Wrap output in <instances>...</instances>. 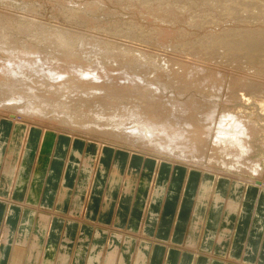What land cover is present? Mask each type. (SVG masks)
I'll return each mask as SVG.
<instances>
[{
    "label": "bare ground",
    "instance_id": "bare-ground-1",
    "mask_svg": "<svg viewBox=\"0 0 264 264\" xmlns=\"http://www.w3.org/2000/svg\"><path fill=\"white\" fill-rule=\"evenodd\" d=\"M12 1L0 2L8 8L0 16L11 17L0 22V215L4 202L13 206L0 218V264H221L208 261L216 254L232 264L230 249L251 262L259 244L264 264V36L216 33L193 46L186 36L192 58L169 39L181 30L170 27L178 6L151 7L162 17L143 38L120 17L132 24L129 40L91 22L89 2L52 0L61 21L13 13ZM220 43L244 44L245 60L233 63L263 69L247 74L248 66L211 60L206 52L219 53ZM70 196L75 211L67 212ZM29 202L42 210L19 221ZM184 211L192 226L182 246L150 237L159 224L166 236ZM97 213L92 231L86 216ZM183 251L196 254L194 263L180 260Z\"/></svg>",
    "mask_w": 264,
    "mask_h": 264
},
{
    "label": "rangeland",
    "instance_id": "rangeland-1",
    "mask_svg": "<svg viewBox=\"0 0 264 264\" xmlns=\"http://www.w3.org/2000/svg\"><path fill=\"white\" fill-rule=\"evenodd\" d=\"M2 1H3V3H6L7 1H12V0H7V1L6 0H2ZM2 1L0 0V2H2ZM51 1L52 0H44V1L43 0H14V1H12V4L14 5V7L12 9H9V10H13L14 9L13 13L20 12L21 14H24L25 12H26V14H28L29 10H30L31 12L29 14L30 15L32 14L33 16L36 15L37 17H40V14L38 15V13L36 14L34 11L39 12V13L43 12L44 14H46V15L43 14L44 16H46L47 18L49 17L48 19H52V18L54 19V17H56V18L58 17V14L60 12L59 11L60 7L58 5L55 6L56 3H51ZM53 1L55 2V0H53ZM71 1H73V0H71ZM75 1L80 2V4L84 3V6L87 5L86 2H89V4L91 3L92 6H93V8H91L92 10L88 9L89 13L91 12L90 14H88V18L90 19V21L95 24V20L97 21V19L100 18L103 21V24H104L105 27H108V29L112 28L110 30V32L112 31L114 33L115 31H117L118 37H121V38L123 37V39L128 38L123 33L127 32L129 37L131 35L133 36V34H130V32H132V31L129 30V29H131L130 27H132V24L131 25H130V23L127 24L128 22L127 23H123V21H121V18H122V20H126L127 19L126 21H128L129 19H130L129 21H131V19L134 20L135 21L134 22L135 27L137 25L136 31H135V37L143 38L145 35L146 36L148 35L147 32H149L150 29H151L150 25L153 23L152 21L154 19H160V17H162L161 15L158 14L159 12H161V9H165L166 8L168 10L171 9V11H172V9L175 8V9L178 10V8L176 6L180 7L181 12L177 13V11H176V15L179 14V15H177V26L170 25V27H176L177 29L176 28H174V29H176V30L181 29V30L176 31L178 33H177V35H174V37H173V35L170 36L173 40L171 38H169V39H170V41H174V40H177V39H178L177 41L180 40V42H179L180 44L178 42L176 43V41H174L175 43H173L174 45L176 44L175 46H177L179 44V46H177V48L180 47V45L183 46L186 43L188 44L189 40L192 41V43H190V41H189V44H191L192 46L194 44H196V43L198 44L199 42H200V45H202L203 39H205V41L209 40V38H211V36L216 34V33L219 34V35L221 33L220 38L222 36V37H226V38H229V39L233 38V37L237 39L239 36H246V35H253V36L254 35L255 36L263 35L264 36V31H263L264 30V0H224V1L223 0H163V2L166 1V3H161L162 0H91V1L90 0H75ZM249 1H250V3H248ZM3 3L0 4V10L8 9L6 6L3 5ZM98 3H99V5L97 6ZM127 3H132L133 5H131L130 7L129 6L126 7ZM68 4L70 5V3H68ZM81 6H82V4H81ZM84 6H83V8H84ZM101 6H102V8H101ZM103 7L105 8V11L103 10ZM151 7L159 8L158 13L155 14V15L154 14L151 15L152 14V12L150 11ZM99 8H101V9H99ZM92 12H96V13H92ZM63 14L65 15V13H63ZM198 14L200 16H197ZM75 15L77 16L78 13H76ZM44 16L41 15V17L46 18ZM148 17H151V18L148 19ZM64 18L65 17L62 16V17H60V19H59V17L57 19L62 21V19H64ZM196 18H197V20L199 22H201V24H200L201 26L200 25L198 26L200 28H198L197 26L193 27L192 25H190V26L187 25V23L195 24L196 22H198L196 20ZM9 19H11V17H10V15L8 13L5 14L3 17L0 16V22L1 23L4 22V21H7ZM23 19L26 20L27 18L24 17ZM74 21L77 24H75ZM120 22H122L123 25ZM72 23H73L74 26H72V28H70V29L78 30L79 26H80V24H78V20L73 19ZM161 26H168V23H164ZM84 27H85V25H83V28ZM153 27H155V26H153ZM153 27H152V29H153ZM178 27H179V29H178ZM183 27L187 28L186 32L184 31V35L186 34L185 38H184L183 34L181 33ZM100 29H101V27H100ZM108 29L105 28L104 31L105 32L109 31ZM118 30H120V31H118ZM123 30H125V31L123 32ZM187 31L188 32L190 31V32L188 33ZM174 32H175V30H174ZM119 33L122 34V35H120ZM252 33H254V34H252ZM174 34H176V33H174ZM178 34L179 35L182 34V35L179 36ZM226 34H229V35H226ZM219 35H218V37H219ZM114 36H116V35H114ZM132 36L130 38H128V39L129 40L133 39ZM176 36H179V37L176 38ZM186 36L190 37V39L188 41H186V40L189 37H186ZM208 36H209V38H207ZM215 36H217V35H215ZM182 37H183V39H182ZM199 37H200V39H199ZM156 40H157V38L153 39V45L158 43V40H157V42H154ZM141 42H144V41L141 40ZM182 42H183V44H182ZM227 43H225V44H221L220 43V45H219L220 47L218 48L219 49L218 50L219 53H217L216 51L213 53L212 49H209L206 52L207 57L209 56V58L210 57L212 58V54H213V56H214L213 60H214V58L218 57L219 61L218 60H216V61H218L219 64H221L220 62H222V61H224L222 63L225 64V61H227V60H224V59H230L232 61H230L229 64L230 65L231 64H235V67H236V65H238V67H240V65H242V67H240V69L238 68L239 70H241L245 63H243V64H240V62H239V64H238V62L237 63H235V62L233 63V60H237L240 57L239 59L242 58L243 61H244L245 59L243 58L244 57L243 55H246L247 52L246 51L242 52V51H243V49H247L248 47H244L245 45L242 44L243 45V46L241 45L242 47L241 46H237V45H236L237 46L236 47V46L233 45V47L227 48ZM149 44H150V42H149ZM261 44H262V46H264V42H261ZM188 45H187V48L184 45L183 47H185V48H183V49L188 50L190 52L189 54H188V51H186V53H185L183 51V49L178 50V54L181 53V55H183L185 57H190L189 55H191L192 58H194L195 55H196V57H199V56H197L196 50H194V48L191 45L190 46H188ZM171 46H173L172 43H171ZM175 46H173V47L175 48ZM153 47H155V46H153ZM189 47H190V50H189ZM192 50H194V54H193ZM179 51H180V53H179ZM225 53H228V55L226 56ZM229 64L228 63L226 64V66H228V68L229 67L231 68V67L234 66V65L233 66L232 65L229 66ZM255 64H256L255 66H258L257 63H255ZM249 66H250V64L246 65V67H247V69L249 71L246 69L245 66H244V68L246 69V71H245L244 68L242 70L245 71V73L247 72V74H251L252 73L254 75L258 68H256L254 66V63H253L254 67H250L252 69L254 68L255 71L253 73V72H251L252 69H250ZM261 66L263 67V65H261ZM235 67H233V68L237 69V67L236 68ZM262 67H259V68L263 69ZM255 75H258V74H255ZM73 198H74V196H70L68 198V200H71L73 202H70L68 207H63L65 210H67V212H69V210L70 211L74 210V202H75V200ZM54 209H55V213L56 214L65 215V213L62 211L60 206L57 207V206L54 205ZM183 210H185V209H183ZM184 214H185V216L186 215L189 216V212L188 211H186V213L184 211ZM188 216H186V217H188ZM47 222H48V220H47ZM175 225H176V223H175ZM176 227H177V225H176ZM161 228H163V225H162ZM161 228L159 227L160 230H162ZM160 233H161V231H160ZM183 244H184V242L179 244V245L182 246ZM179 245H177V247H180Z\"/></svg>",
    "mask_w": 264,
    "mask_h": 264
},
{
    "label": "crops",
    "instance_id": "crops-1",
    "mask_svg": "<svg viewBox=\"0 0 264 264\" xmlns=\"http://www.w3.org/2000/svg\"><path fill=\"white\" fill-rule=\"evenodd\" d=\"M111 152H109V154H110ZM110 157L113 159V158H115L116 157V155H115V153L112 151V153L110 154ZM184 181H186V175H185V180ZM3 202V201H2ZM30 204H29V206H27V207H25L24 209H22L21 211H20V214H19V217H18V220L20 221L22 218H24L25 217V213H26V211L27 210H29V211H31V210H33V208H40L39 206H38V204H36V203H31V202H29ZM41 203V202H40ZM39 203V204H40ZM12 205V204H11ZM8 205L7 204H5V202H4V208H3V210H1V215H0V218H3V220L6 218V220H7V215H8V211H9V208L10 207H13V206H9V207H7ZM15 206H20V205H17V204H15ZM33 206V207H32ZM38 206V207H37ZM194 208V204H192L191 205V209H193ZM26 209V210H25ZM40 210H42V208H40ZM43 210H45V208H43ZM45 212H46V210H45ZM191 212V211H190ZM5 214H6V216H5ZM85 214V213H84ZM59 215V214H58ZM57 214H55V215H53V217H59V218H62V220H63V222L65 223V217L64 216H58ZM99 219V217H98V213L95 215V216H89V217H87L86 216V223L84 224L87 228H92V231H94V230H96L97 229V227L98 226H96L95 224H96V222H97V220ZM36 220H37V218H36V216H34V219H33V222H36ZM146 220H145V217H142V219H141V225L140 226H142L143 224H146V223H144ZM110 222V221H109ZM175 223H176V221L175 222H173L172 221V223H171V227H170V230L168 231V229H167V235L166 236H163V234H161L160 233V229H159V226H160V224H159V226L157 227V229L155 228V230H154V232H152L151 234H150V237H157L160 241H163V242H165V241H173L174 243L176 242V244H181V243H183L185 240H186V237H187V234H188V232H189V229H190V227L192 226V220H191V218H190V216L189 217H186V218H184V219H181L180 220V222L178 223V225H177V229H178V231H180V234H181V237L179 238V239H174L173 237H172V235H171V232H172V228H174V226H175ZM100 228V227H99ZM159 230V231H158ZM92 236V235H91ZM147 236V235H146ZM146 239L148 238V237H145ZM108 240H109V238H108V235L107 236H105V238H104V243L106 244V243H108ZM155 247H156V245H155ZM199 247H200V249L202 250V251H206V249L203 247V246H201V244L199 243ZM233 250L232 249H230V251H229V255H228V258H229V260H231V263L232 264H234V260H237V259H239L240 260V257H243L242 259H243V262L244 263H246V264H253V263H261L260 262V259H259V255H261V246H260V244H259V248H258V250H257V253H256V256H255V258H254V260L253 261H251V262H247V261H245V257H244V255H243V252L241 253V254H239V255H236V254H234L233 252H232ZM208 252H210V253H212V252H214V245H213V247H212V249H210ZM180 253V252H179ZM169 254H170V252H169ZM184 255H187V256H189V258L191 259V261L194 263V261L196 260L195 258H196V254L195 253H193V252H188V251H183L182 253H180L179 254V257H180V260L182 259V257L184 256ZM216 256L217 257H220L219 259H212V258H210V257H207L208 258V261H218V263H223L224 262V260H223V257L222 256H224L223 254H216ZM226 257V256H225ZM168 258H169V255H168ZM195 259V260H194ZM210 264V263H209Z\"/></svg>",
    "mask_w": 264,
    "mask_h": 264
}]
</instances>
